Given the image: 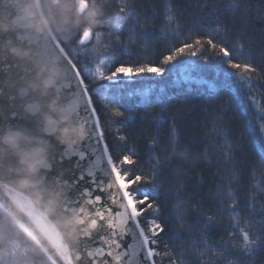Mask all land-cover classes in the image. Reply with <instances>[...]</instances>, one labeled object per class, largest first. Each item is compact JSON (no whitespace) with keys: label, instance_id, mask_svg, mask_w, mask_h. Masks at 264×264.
I'll return each mask as SVG.
<instances>
[{"label":"snow or ice","instance_id":"obj_1","mask_svg":"<svg viewBox=\"0 0 264 264\" xmlns=\"http://www.w3.org/2000/svg\"><path fill=\"white\" fill-rule=\"evenodd\" d=\"M213 2L223 7H211ZM247 3L248 0H202L203 8L197 12H210L212 23L198 15L200 23L196 25L178 23L181 18L174 17L175 9L166 4L164 12L153 10L155 18L164 16L163 26L146 27L137 21L134 32L127 36L129 47L124 49L126 59L122 62L110 61L106 46L100 50L89 49L87 45L93 36L96 40L91 31L79 36L73 55L65 58L70 71L67 86L80 96V105L74 116L84 124L85 135L81 142L85 148L81 151L64 146L60 160L72 161L75 157L73 167H82L71 176L77 189V203L80 200L88 202L92 229L104 231L103 237L93 241L96 246L90 248L85 243L88 264H96L97 259L103 260V264H156L157 259L177 264L171 253L158 251L164 239L162 233L169 239L174 238L169 233L173 232V219L179 213L169 212L162 200L160 169L169 163V156L158 158L156 152L172 153L183 159L189 151L187 148L179 153L176 151L180 139L175 124L180 110L173 113L177 119L169 122V100L195 90L210 104L211 98L219 91L227 90L242 108L257 144L260 165L264 166V123H261L264 121V105L252 92L260 82L258 77L264 73V58L257 60L247 41L235 43L243 32L223 24L219 18L230 13L243 24L249 19ZM119 14L134 15L130 9L125 13L124 7H119ZM60 47L63 48V43ZM248 93L251 95H246ZM153 103L166 107L162 114L153 116V120L158 121L157 135L148 145L147 158L133 147L128 148L127 154L115 152L114 155L117 142L127 144L128 135L123 129L137 119L133 108L148 107ZM201 112L205 119L200 125L202 131L198 141L205 157H216L212 164L216 190L208 193L213 200L209 208L204 209L198 202L196 223L200 231L191 240V250L181 246L176 255L179 264H247L264 248V214L251 217L241 227L244 211L253 205L235 199L240 188L230 183L232 170L228 167L229 162L235 159L241 142L226 139L228 129L218 126V117L211 107L201 109ZM100 115L104 116L113 138L112 151L105 140ZM165 123H169L170 130L166 138H161L159 128ZM181 167L187 169L189 166ZM175 186L177 193L174 195L179 203L174 208L178 210L187 193L183 192L179 181ZM225 214L230 221L238 215L242 219L230 222L220 230V238L214 239L209 234L216 230ZM91 239L92 231H86L84 241ZM201 248L206 250L207 260H201L197 255Z\"/></svg>","mask_w":264,"mask_h":264},{"label":"trees","instance_id":"obj_2","mask_svg":"<svg viewBox=\"0 0 264 264\" xmlns=\"http://www.w3.org/2000/svg\"><path fill=\"white\" fill-rule=\"evenodd\" d=\"M40 3L49 25L59 42L63 43V48L69 56L73 55L74 45L79 36L91 31L96 40L93 36L92 42L87 47L100 50L106 46L107 55L112 62H122L126 59L124 49L129 47L127 36L134 32L137 21L146 27L165 24L164 16L161 15L159 19L155 18L153 10L164 12L166 4H170L175 9L172 15L181 18L177 21L180 24H199L198 15L206 18L208 23H212L210 12H197V9L203 8L202 0H179V2L177 0H114V2L113 0H40ZM246 6L249 9V19L245 20L243 24L239 18H233L230 13L221 15L219 18L223 24L234 26L238 32H243V35L237 37L234 42L243 44L247 41L251 45L253 55L259 60L264 58V0H248ZM119 7H124L125 13L130 9L134 15L120 16ZM211 7L222 8L223 5L213 2ZM116 24H119L120 27H115ZM105 25L110 26L102 27ZM258 79L260 82L253 87L252 92L256 94V99L264 105V73ZM193 89H195V85ZM246 95H251V93ZM131 103L134 104L135 101ZM165 107L161 103H153L148 107H134L132 111L137 119L134 123H130L126 129H123L128 135L127 144L117 142L118 146L114 155L115 152H119L121 155L127 154L128 148L133 147L146 159L148 145L157 135L158 121L153 120V116L162 114ZM209 107L218 117V126L228 129L226 139L241 142L235 159L230 161L228 165L232 170L230 183L238 185L240 188L235 199L245 204L251 202L253 205L251 209L244 211L241 227L244 226V223L249 222L251 217H261L264 214V166L260 165L257 144L249 131L239 102L227 90L219 91L217 95L211 98L210 104L208 99L199 95L195 90L182 93L177 98L169 100L167 103L169 122L177 119L173 113L177 109L180 110V116L175 124L180 139L176 151L179 153L185 148L189 151L183 159L172 153L156 152L158 158L164 155L169 156V163L160 169L162 175L159 187L164 194L162 200L167 205L169 212L178 211L179 213L173 219V232L169 233V236L174 238L169 239L162 233L161 236L164 239L158 251L171 253L177 264H179V257L176 255L177 250L182 246L190 251L191 240L200 231V226L196 223L198 202L202 204L204 209L209 208L213 200L208 193L216 190L214 186L216 182L215 169L212 167V164L216 162V157H205L201 151L202 145L198 141L202 131L200 125L205 119L201 109ZM97 112L100 113L99 107ZM140 117H145V119H140ZM100 122L104 128L105 140L109 144L110 151H112L113 138L109 134L108 125L105 123L103 115H100ZM169 130V123L160 127L161 138H166ZM185 164L189 166L187 169L181 167ZM177 181L181 183L183 192L187 193L178 210L174 208L179 203L174 195L177 193L175 186ZM188 197H192V199ZM185 209L187 210L185 211ZM162 211H164L163 208ZM0 218H4L9 223L8 226L15 227L17 232L34 248L32 255L37 262L53 264L33 239L1 209ZM241 219L242 217L238 215L231 218L230 221V218L225 214L216 230L209 235L214 239H219V232L223 227L230 222ZM159 222H162V219ZM251 222L255 223V220H251ZM165 231L167 232V228ZM197 255L200 256L201 260L208 259L206 250L203 248L199 250ZM156 264H168V260L157 259ZM247 264H264V248L260 249Z\"/></svg>","mask_w":264,"mask_h":264},{"label":"water","instance_id":"obj_3","mask_svg":"<svg viewBox=\"0 0 264 264\" xmlns=\"http://www.w3.org/2000/svg\"><path fill=\"white\" fill-rule=\"evenodd\" d=\"M60 46L40 0H0V209L53 264H88L85 243L104 231L92 229L88 202L77 203L71 176L82 167L60 160L64 146L85 148Z\"/></svg>","mask_w":264,"mask_h":264},{"label":"rangeland","instance_id":"obj_4","mask_svg":"<svg viewBox=\"0 0 264 264\" xmlns=\"http://www.w3.org/2000/svg\"><path fill=\"white\" fill-rule=\"evenodd\" d=\"M8 224L4 218H0V263L44 264L34 259V248L15 227Z\"/></svg>","mask_w":264,"mask_h":264},{"label":"clouds","instance_id":"obj_5","mask_svg":"<svg viewBox=\"0 0 264 264\" xmlns=\"http://www.w3.org/2000/svg\"><path fill=\"white\" fill-rule=\"evenodd\" d=\"M82 138H83V134H82V132H81V135L78 136L77 139H78V140H82Z\"/></svg>","mask_w":264,"mask_h":264}]
</instances>
